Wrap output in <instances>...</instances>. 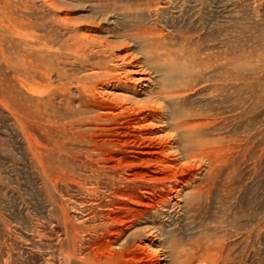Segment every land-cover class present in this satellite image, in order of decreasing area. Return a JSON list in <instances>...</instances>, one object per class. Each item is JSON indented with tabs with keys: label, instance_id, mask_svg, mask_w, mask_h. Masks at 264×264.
I'll return each mask as SVG.
<instances>
[{
	"label": "rangeland",
	"instance_id": "obj_1",
	"mask_svg": "<svg viewBox=\"0 0 264 264\" xmlns=\"http://www.w3.org/2000/svg\"><path fill=\"white\" fill-rule=\"evenodd\" d=\"M104 13H109L110 17L117 15L116 18L131 14L133 16L128 18V22L131 21L132 25L138 27V35L159 37V33L164 32L163 35L173 37L178 47L186 53L192 54L198 48H209L213 56L217 51L220 52L223 76L220 90L226 97L223 98L224 103L226 102L224 115L229 122L225 131H230L226 132V138L230 140L233 134L235 137L240 136L237 143L243 145L240 148L242 153L236 143V151L240 153L238 155L235 151L236 154H231L232 160H235L232 163L236 162L233 180L231 178L226 183L225 180L229 179L227 168L225 176L219 179L220 182L216 181L217 188H211L213 192L210 200L204 199L200 205L202 209L196 210L197 215L189 212L174 219V223L178 221V228H174L185 238V243L179 247L184 251V258H192L190 254L195 251L194 257H200L206 250L204 257L207 256L208 262L214 261L216 264L220 251L223 253L220 264H264V0H0V101H3L0 102V264H93L89 255L93 249L103 245V241L105 244L117 240L122 232L128 231L135 223L141 224L157 210L155 205L154 210L146 209L150 212H143L142 216L139 213L142 206L136 202L141 201L144 205L152 202L142 190H132V185L128 184L135 197H129L132 192H128V198L121 196V192H125L121 191L118 193L120 201L116 199L115 203L112 188L119 181L118 175L131 178L128 173L135 174L131 167L125 168L130 164H140L139 167L145 169L139 172V179L147 175L153 178V174L154 177L162 176L163 158L160 149H154L158 154L152 149L143 148L144 146L139 149L129 148V153L122 152L121 149L117 153V149L109 151V159L120 153V158H131L138 156L140 151L148 152L145 158H150L155 164L149 170L152 164L149 166L142 161H127L116 172L111 168L115 166L113 160L108 159L107 163H103L100 159L103 157H99L97 153L86 148L83 152L80 151L82 149L75 140L73 127H64V93L71 101L72 108L80 87L75 79L82 74L85 78L88 74L86 72L90 70V67H86L89 66L88 62L83 63L84 65L75 62L74 50L79 47L76 44L79 43V34L86 33V30L79 31L78 28L91 24L93 18ZM68 19L74 20L72 23L77 22L76 32H73L74 26L68 27ZM208 19L219 20V49L217 41L204 40L203 35L209 30ZM25 33L29 36L36 35L35 43L30 45L36 44L37 48L26 46L25 40L30 37H24ZM154 43L163 45L169 44V41ZM65 44L68 45V55L64 51ZM69 47H73V51ZM16 55L18 58L25 55L26 59H16ZM189 58L191 59L186 57L173 64L168 61L169 74L179 76L183 72L189 73L194 67ZM17 60L23 64L17 66ZM31 61L35 63V72L31 73L29 80L24 69L28 67L27 62L29 65ZM42 65L43 69H39ZM80 66L86 67L88 71L83 69L84 72L79 74ZM64 71L69 76L65 82L59 77ZM22 77H25L23 80L28 79L23 82ZM91 82L86 81L89 86ZM190 98L195 101L192 99L190 103H196L201 97L193 93ZM227 99L228 102L225 101ZM68 121L73 122V119ZM28 137L30 142L27 141ZM140 143L138 145L142 146V142ZM222 146L225 147L223 150L228 149L226 144ZM136 150L139 152H135ZM99 162H102L101 166ZM109 168L111 170H107ZM198 183H201L199 179ZM132 198H136V201ZM106 202L114 205L108 207ZM129 207H133V211ZM106 215L117 220L116 227L111 231L113 237L108 238L109 241L102 237L103 232L105 233V221H109ZM176 215L179 216L178 210ZM197 239L200 240L196 242ZM209 246L211 248L208 250ZM207 250L209 253H206ZM132 258L131 255L127 257L128 264L132 263Z\"/></svg>",
	"mask_w": 264,
	"mask_h": 264
},
{
	"label": "bare ground",
	"instance_id": "obj_2",
	"mask_svg": "<svg viewBox=\"0 0 264 264\" xmlns=\"http://www.w3.org/2000/svg\"><path fill=\"white\" fill-rule=\"evenodd\" d=\"M99 16L100 17L93 18L91 24L89 23L87 26H80V28H78L79 31L86 30V33L81 32L79 34L80 37L78 36L79 40L76 39L79 41V43H76L79 45V47L76 46L77 48L74 50V54L76 55V57L74 56L75 62L80 64L88 62L89 66L86 67H90V72L85 69L86 67L82 68L83 66H80L81 68L79 70V74H82L84 70L88 71L86 72L88 74L85 78L82 77V74L77 80L75 79V82L80 85V87L72 108H70V105L72 104L71 101L64 93V127L65 129H67L69 126L73 127L75 140L77 141L78 147L82 149L80 151L83 152V150L86 148L92 153H97L99 157H103V159L100 158L103 163H107V160L110 157H108L109 151L113 152V149H117V151H115L116 153L121 152V150L122 152H128V150H130L129 148L139 149L143 146V148L150 150L160 149L161 151L159 152L162 153L161 158H163V162L161 160L162 176L159 175L160 177H154V174L152 175L153 178L147 177L151 175L143 176L145 174L144 173L142 175L143 177H140L139 179V172H143L145 170L144 168L139 167L140 164H130L125 166L127 169L128 167H131V169L135 171V174H129L130 172L128 173V175L132 176L133 178L118 175V179L117 176V179L119 180L117 181V184L122 183L125 186L126 183V185H132V190L137 188L142 190L141 192L143 194L149 196L148 200L152 202L151 204L144 205L143 202H139L138 200V202H136L142 206V209H139V213L142 216L143 212L145 213L149 211L146 209H153L155 205L157 206V210L154 211V214H150L149 217L145 218L141 224L135 223L132 227H130V229H128V231L122 232L121 235L119 234V238L117 237V240L113 242L109 241L110 239L108 240V238L113 237V235H111V231L116 227L117 220L106 215L109 221L108 223L105 221V224L101 223V225H105V233L103 232L102 237H104V239L108 240L109 242H105L104 244L103 239H101L103 241V245L101 244L100 247H94L95 249H93L92 252H90L91 250L89 251V255H91V258L93 259L92 261H94L95 264H128L129 261L127 260V257L130 255L133 257L131 264H214V261H212V263L208 262L206 259L207 256L204 257L206 250L203 251L204 255L199 254L200 257H194L193 254H196L197 252L195 251L194 253L191 252L192 254H190V256L192 255V258L188 256L189 253L188 255H185L189 258H184V251L182 252L179 247L180 244L185 243L183 242L185 238L181 236L182 234L180 235L181 232L175 229L178 228V226H176L178 221L174 223V219L177 220L176 218H181L182 215L188 214L189 212H191V214L195 212L196 214V210L198 208L200 209L202 201L204 202V199L205 201L208 200L211 196V192H213L211 191V188H213V186H217L216 181H219L220 178H223L227 172L229 179H226L225 181H227L226 183L228 184V181H231V178L233 180L236 173V162L232 163L235 160H232L231 154L237 150V146L235 144L238 141L237 138L240 136L235 137V134H233L232 131L231 135L233 134L235 139H233V137L230 135L229 136L232 139L230 138L229 140V138H226L228 135L226 132L230 131H225L227 128L226 125L228 119L225 117L226 115H224V105L226 103H224V99L226 97L221 93L220 90V87H222L221 81L223 80L221 58L219 55L220 52L217 51L213 56V54L209 52V48H198L196 51H192V54L188 52L186 53L185 51L181 50L180 47H178V44L174 42L175 40L173 37L170 35H163L164 32H160L159 37L146 34L138 35L136 32L138 27L136 25H132L133 22H128V18L130 19L133 16H131V14L122 18H116L115 16L117 15L110 17L109 13L100 14ZM72 22H74V20L68 19L67 25L68 27L74 26L73 32H76L74 30L77 28V22ZM207 22L209 30L203 35L204 40L207 42L217 41V49H219V20L217 21V19H208ZM169 26L167 27L170 28ZM68 27L65 28L69 29ZM173 31H175V29ZM35 36L36 35L29 36L28 33H25L24 37H30L29 40L22 39L21 36L19 37L22 40H25L26 46L29 48L30 46L35 48L36 44L30 45L31 43H35ZM67 37L70 39V36ZM162 40H168L169 44H158V42ZM154 42H156L158 45H156ZM26 46L25 48L28 49ZM39 47L42 48V45ZM71 48L73 47H69V49ZM64 51L66 52L65 54L68 55L67 51L69 50L67 44L64 45ZM71 51L73 50L71 49ZM36 52L38 53V51ZM17 56L18 55L14 57L16 58ZM23 56L24 57L21 55L20 57L26 59L25 55ZM186 57H191L189 60H191L192 64L194 65L190 72H186L187 74L183 72L179 76L170 75V71L168 70L169 68L167 69L168 61H172L173 64V62L177 63ZM32 61L29 65V62H27L26 66L28 67L24 69V72L27 73L29 80L31 73L35 72V63ZM17 62V66L23 64L18 60ZM173 66H175V64ZM183 68L185 69V67ZM39 69H43V65L39 66ZM234 74H236V72ZM18 76L20 78V75ZM59 77L64 82L69 79L66 71L60 74ZM23 78L25 77H22V80ZM28 78H26V80ZM24 80L23 82L26 81ZM89 80L92 81L90 86L86 83V81ZM193 93H196L199 97H201L200 99L202 100L199 99L200 102L198 101L196 103H190V100L193 99L190 98ZM192 101H194V99ZM225 101L228 102L229 100L227 99ZM69 119H73V122H69ZM24 125L21 127H24ZM27 133L28 132H26V134ZM25 136L27 137V135ZM30 140L31 139L28 137L27 141L30 142ZM247 141L249 140H246V142ZM140 142H142V146L138 145ZM222 144H226L228 149L223 150L225 145L222 146ZM237 145L240 146L238 143ZM241 146L239 147V150ZM244 151L246 150L244 149ZM135 152L138 153L139 150H136ZM240 152H238V155ZM145 153L146 152L140 151L138 156L134 155V157L131 158L125 156L120 158L118 157L121 155L120 153L117 156L109 159V161L113 160V163H115V166H112L111 164V168L117 172L119 170L118 167H121V165L127 161H131L133 163L142 161L144 164L149 166L152 164V166L149 167V170H151L153 165H155L154 161H152L150 158L146 159L145 155L149 153ZM241 157L243 158V156ZM243 160H245V158ZM156 161L159 162L158 160ZM102 162H99L98 164L100 165ZM230 163H232V165ZM157 166L155 167L157 168ZM226 169L229 171L225 172ZM98 170H100V168ZM107 170L111 169L109 168ZM103 171H105V169ZM114 177L115 176H113V178ZM195 178H198L199 182L201 183H198V179L194 181ZM202 181L206 182L203 183ZM117 184H114L112 188L113 194L115 195V203L117 202L116 199H119L120 201V196L118 197V195L121 191H125L121 192V196L127 197L126 195L129 194L128 192H132L129 197H135L134 191L131 190V186L127 185L125 187H117ZM218 186L220 185L218 184ZM134 200L136 201V198ZM112 202H106V205L111 207L114 205ZM103 205L105 206L104 203ZM163 206L172 207L169 209H164L162 208ZM131 208L129 207V209ZM112 209L114 208L112 207ZM177 210L179 216L176 215ZM109 211L113 212L111 209ZM96 212L98 211L96 210ZM93 213L94 212H92V214ZM130 213L131 212H129V214ZM191 214L189 215L191 216ZM132 219H134V216ZM178 220L180 221V219ZM233 222L234 226H236L235 221ZM233 222L231 223L233 224ZM96 226L99 227V225ZM177 232H179V234ZM93 234L95 235V233ZM96 238L97 237H94V239ZM189 238L187 239L189 240ZM199 240L197 239L196 242ZM202 241L200 242L202 243ZM87 242L89 241H86V243ZM204 242L203 244H205ZM190 245L192 246L193 244ZM210 246L207 247V249L211 248ZM192 247L191 250H193ZM213 247L212 249L214 250ZM208 250L206 253H209ZM222 255L223 253H220L219 251L218 258L215 261L216 264L221 263L220 260ZM160 259L165 262L163 263ZM210 259L211 258H209V260Z\"/></svg>",
	"mask_w": 264,
	"mask_h": 264
}]
</instances>
